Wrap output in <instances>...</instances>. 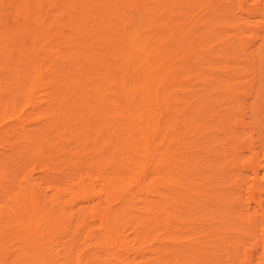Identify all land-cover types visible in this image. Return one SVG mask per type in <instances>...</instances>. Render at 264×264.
<instances>
[{
	"label": "bare ground",
	"instance_id": "obj_1",
	"mask_svg": "<svg viewBox=\"0 0 264 264\" xmlns=\"http://www.w3.org/2000/svg\"><path fill=\"white\" fill-rule=\"evenodd\" d=\"M263 100L264 0H0V264H264Z\"/></svg>",
	"mask_w": 264,
	"mask_h": 264
},
{
	"label": "rangeland",
	"instance_id": "obj_2",
	"mask_svg": "<svg viewBox=\"0 0 264 264\" xmlns=\"http://www.w3.org/2000/svg\"><path fill=\"white\" fill-rule=\"evenodd\" d=\"M235 1H237V0H235ZM132 25L133 24H130V26L129 27H132ZM190 63H193V60L190 62ZM219 62H217V64H218ZM216 64V63H215ZM224 63H223V61L222 62H220L219 64H218V66L220 65L222 68H223V66H225V65H223ZM230 65V64H229ZM199 65H198V62H197V67H198ZM202 66H199L198 68H201ZM209 72V73H208ZM211 72L212 71H206V72H201V73H203V75H202V77L200 78V79H197V77H195V75L194 74H196L197 73V71L196 72H191L190 74H184V75H181V79L180 78H178V80H179V82H185L184 83V85H183V88L186 90V91H189V93H187V97H188V99H189V97L192 95L191 94V92H193L194 90L195 91H200V90H203L202 91V93L204 94L202 97H201V99H205V98H207L208 97V91H209V89L208 88H206V87H204L203 88V86L202 85H200V82L202 81V79L204 78V77H209L210 75L209 74H211ZM208 73V74H207ZM205 74H206V76H205ZM187 77H190V79H188L187 80ZM195 77V78H194ZM218 78V77H217ZM183 80H187V81H183ZM246 85H248L249 86V83H247ZM252 86V84H250V87ZM258 86V85H257ZM206 88V89H205ZM243 88H245V86L243 85ZM252 88H254V85H253V87ZM252 88H251V90H252ZM205 89V90H204ZM249 89V90H248ZM251 90H250V88H248V87H246L245 89H243V91L242 92H244L245 94V96H246V94H250L251 93ZM197 93H199V92H197ZM243 95V96H244ZM242 97V99L240 100L241 101V106H240V109L237 111L238 112V115L240 116L239 118H238V120H244L245 121V123H249V122H251V119H253V116H252V108H251V102H249L247 99L249 98L248 96L249 95H247L246 97ZM262 101V100H261ZM189 102H190V104H192V105H194V106H196L195 104H193V101L191 100V99H189ZM260 114H259V117L258 118H260V119H263V111H264V100H263V105L261 106L260 105ZM264 124V122L262 123V125ZM259 135V139H258V141H259V145H261V148H263L264 147V132L263 133H260V134H258ZM256 136V135H255ZM233 193L234 192H231V194L233 195ZM236 193H234V195H235ZM246 209V208H245ZM244 210V209H243ZM217 220V222L219 221L218 219H216ZM215 221V220H214ZM213 221V223H212V225L213 226H215L216 224V222H214ZM172 224H173V222H172ZM175 224V223H174ZM173 224V225H174ZM212 231V230H211Z\"/></svg>",
	"mask_w": 264,
	"mask_h": 264
}]
</instances>
